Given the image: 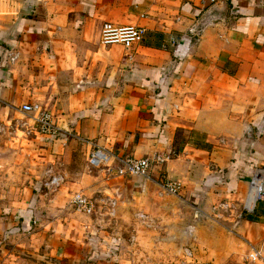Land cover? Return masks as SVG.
<instances>
[{
    "label": "crops",
    "instance_id": "obj_1",
    "mask_svg": "<svg viewBox=\"0 0 264 264\" xmlns=\"http://www.w3.org/2000/svg\"><path fill=\"white\" fill-rule=\"evenodd\" d=\"M104 22L140 26L142 39L104 47ZM14 88L85 149L159 154L158 172L185 180L195 200L216 176L245 200L251 161L264 166V0H0L2 108ZM23 210L10 212L11 227L27 228ZM14 232L0 234L12 241L0 264L52 250L46 233L21 243Z\"/></svg>",
    "mask_w": 264,
    "mask_h": 264
},
{
    "label": "rangeland",
    "instance_id": "obj_2",
    "mask_svg": "<svg viewBox=\"0 0 264 264\" xmlns=\"http://www.w3.org/2000/svg\"><path fill=\"white\" fill-rule=\"evenodd\" d=\"M9 95L14 103L0 106V234L15 229V242L23 243L33 230L46 233L52 249L24 254L28 264H251L252 248L264 257V201L249 188L251 178H264V166L249 170L245 200L229 195L218 176L195 200L185 180L158 172L159 163L149 173L154 187L144 191L136 179L88 167L90 150L70 135L45 140L27 131L22 94L14 88ZM53 178L58 184H49ZM167 178L188 190L165 192L159 183ZM76 191L91 199L90 214L71 204ZM18 203L31 211L27 228L10 226ZM11 244L2 237L0 245Z\"/></svg>",
    "mask_w": 264,
    "mask_h": 264
},
{
    "label": "built area",
    "instance_id": "obj_3",
    "mask_svg": "<svg viewBox=\"0 0 264 264\" xmlns=\"http://www.w3.org/2000/svg\"><path fill=\"white\" fill-rule=\"evenodd\" d=\"M144 29L137 25H119L113 22L102 23L99 30V44L106 47L110 45H122L129 47L142 39ZM19 111L26 117L23 124L27 125V131L40 135L45 140H55L64 137L65 133L56 123L53 114L44 106L35 102H25L19 107ZM165 160L162 155L154 154L151 157H119L102 147L91 148L87 154V165L90 168H101L107 172H113L116 176H139L150 178V171L157 163ZM58 184L53 178L49 184ZM162 189L169 194H179L183 185L178 180L165 179L159 183ZM249 188L255 200L264 201V178L255 176L250 179ZM71 204L77 212L90 214L93 211V203L81 191L73 192ZM251 264H264L261 250L252 248L246 255Z\"/></svg>",
    "mask_w": 264,
    "mask_h": 264
},
{
    "label": "trees",
    "instance_id": "obj_4",
    "mask_svg": "<svg viewBox=\"0 0 264 264\" xmlns=\"http://www.w3.org/2000/svg\"><path fill=\"white\" fill-rule=\"evenodd\" d=\"M251 164H252V166H251V168L256 164L255 163V161H251ZM24 211V213L25 214H28V216L30 215V210H23ZM30 218V217H29ZM22 220H21V222L24 220L25 221V223H27L28 222V219L26 218V217H23V218H21ZM31 219V218H30Z\"/></svg>",
    "mask_w": 264,
    "mask_h": 264
},
{
    "label": "bare ground",
    "instance_id": "obj_5",
    "mask_svg": "<svg viewBox=\"0 0 264 264\" xmlns=\"http://www.w3.org/2000/svg\"><path fill=\"white\" fill-rule=\"evenodd\" d=\"M251 197L253 198L254 196L251 195Z\"/></svg>",
    "mask_w": 264,
    "mask_h": 264
}]
</instances>
